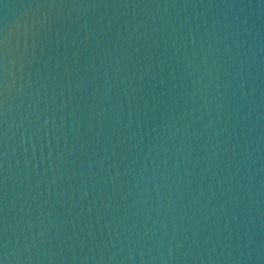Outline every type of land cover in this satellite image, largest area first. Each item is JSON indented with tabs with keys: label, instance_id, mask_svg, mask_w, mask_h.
I'll return each mask as SVG.
<instances>
[{
	"label": "water",
	"instance_id": "water-1",
	"mask_svg": "<svg viewBox=\"0 0 264 264\" xmlns=\"http://www.w3.org/2000/svg\"><path fill=\"white\" fill-rule=\"evenodd\" d=\"M0 264H264V0H0Z\"/></svg>",
	"mask_w": 264,
	"mask_h": 264
}]
</instances>
